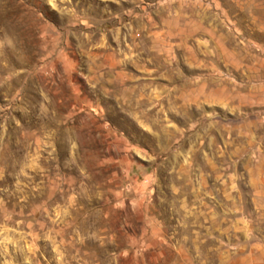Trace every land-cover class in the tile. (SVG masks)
Masks as SVG:
<instances>
[{
  "label": "rangeland",
  "instance_id": "1",
  "mask_svg": "<svg viewBox=\"0 0 264 264\" xmlns=\"http://www.w3.org/2000/svg\"><path fill=\"white\" fill-rule=\"evenodd\" d=\"M0 264H264V0H0Z\"/></svg>",
  "mask_w": 264,
  "mask_h": 264
}]
</instances>
